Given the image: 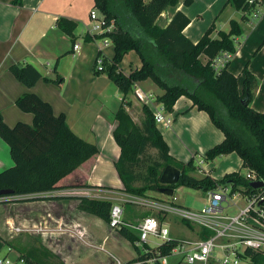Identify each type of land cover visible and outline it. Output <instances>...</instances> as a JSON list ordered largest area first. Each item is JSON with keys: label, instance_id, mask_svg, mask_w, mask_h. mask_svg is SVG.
Segmentation results:
<instances>
[{"label": "trees", "instance_id": "obj_1", "mask_svg": "<svg viewBox=\"0 0 264 264\" xmlns=\"http://www.w3.org/2000/svg\"><path fill=\"white\" fill-rule=\"evenodd\" d=\"M10 1L22 3V0ZM178 2L179 0H93L94 6L104 13L106 22L114 23L112 30L96 36H107L113 43L107 76L121 91L122 99L130 91L133 92L136 81L150 78L162 89L161 93L155 94V101L168 111L172 110L180 95L189 97L197 108L208 113L211 121L224 133L219 142L205 150V158L213 159L219 154L235 151L241 158L242 166L250 167L264 179V110H257L250 104L256 78L247 63L237 74L228 68L230 61L218 71L212 65L213 58L221 50H236L231 36L240 35L243 27L237 19L231 18L229 28L217 29L218 37H213L215 24L212 22L199 39L193 42L183 32L190 21L183 11L178 9L166 23H159L161 13L169 5H176ZM182 2L189 5L193 0ZM226 3L243 12L254 6L248 0H226ZM245 17V13H242L241 19ZM56 24L74 38L73 30L77 24L75 20L59 16ZM84 39L93 38L86 32ZM129 50L136 51L141 64L126 73L119 67V62ZM102 56L103 63L105 56ZM9 70L27 86L33 85L41 77L52 82L63 79L55 66L53 77L42 75L30 62H13L9 65ZM15 103L20 109L33 113V122L29 124L17 121L10 126L0 112V136L7 142L14 161L12 165L0 170V189L10 188L12 193L0 196L60 187L62 177L98 152L94 142L84 139L69 127L64 112L54 113L51 103L37 93L25 91L16 97ZM141 111L140 122L133 121L121 100L113 114L116 121L113 137L120 147L114 165L125 192L142 196L147 190H158L163 185L175 188L180 184L204 191L220 182H228L231 190L251 188L250 181L239 169L226 172L219 178L211 176L209 172L201 176L191 174L197 167L194 158L182 161L173 156L156 125L152 108L142 102ZM150 147L156 149L157 158L148 154L147 149ZM143 158L151 159L143 166ZM166 164L180 169L177 182L166 184L160 181V173ZM82 185L90 186L89 183ZM78 199L80 209L108 221L112 205L110 199L87 195H81ZM123 220L127 221L124 217ZM117 230L132 243L137 252L129 262L143 258L145 253L152 250L167 254L179 239L170 236L151 247L152 250L142 252L145 247L150 246L147 243L142 247L135 244L139 237L137 230L126 224H121ZM201 233L206 235L208 232L202 230ZM5 243L12 245L8 240ZM17 251L28 264H66L40 242L24 248L17 247ZM261 254L263 253L249 248L245 250V255L250 258L249 264H258ZM51 257L56 261L50 260ZM208 264L215 263L209 260Z\"/></svg>", "mask_w": 264, "mask_h": 264}, {"label": "crops", "instance_id": "obj_2", "mask_svg": "<svg viewBox=\"0 0 264 264\" xmlns=\"http://www.w3.org/2000/svg\"><path fill=\"white\" fill-rule=\"evenodd\" d=\"M226 4L228 3L224 1V5ZM92 7L93 0H22L21 4L0 0V112L4 121L10 126L17 121L29 124L33 122V113L20 109L15 103L18 95L32 91L49 101L54 113L64 112L69 127L98 147L96 154L60 179V187L0 196V250L6 245L12 257L18 254L17 247H28L35 242L45 245L66 264H116L117 259L129 262L137 255L132 243L117 227H111L104 218L78 207V197L81 195L110 199L112 202H119L118 199L124 195L135 196L122 189L123 185L114 165L120 152L113 137L116 125L113 114L116 108L107 107V95L102 89L109 87V84L115 86L113 95L123 101L126 110L129 105L125 101L128 99H122L121 91L107 75L101 77L104 80L99 88L95 89L94 86L101 75L91 69L93 70L102 47L96 42L98 38L84 39L90 25L89 11ZM188 8L189 5L179 0L176 5H169L161 14L165 16L166 23L176 10L183 11L190 19L183 32L196 42L215 20L209 24L203 23L201 15L191 14ZM242 13L246 15L244 19H241ZM59 16L71 18L77 24L80 22L86 26L81 39L75 31L77 24L73 30L74 38L58 27L56 19ZM235 19L244 30V22L251 24L249 35L253 34L254 40L249 42V50L244 52L247 43L244 45V39L241 41L239 35H235L237 53L230 60L228 68L237 74L247 63L256 78L250 104L257 110H264V11L252 18V8L246 12L240 10V17ZM254 19L258 20L253 24ZM228 28L229 21L225 30ZM212 36L218 37L216 28ZM74 42L79 43L76 49L73 47ZM128 54H132V58L125 68L124 60ZM235 58L242 59V62L232 70L231 64ZM13 62H30L42 75L50 77L55 75V66L63 79L52 82L41 77L33 85L27 86L9 70V65ZM140 64L136 51L129 50L119 62V67L128 73ZM110 81L115 85H111ZM135 86L154 96L155 93L162 92L150 78L136 81L133 87ZM156 103L159 107L162 106L161 103ZM92 105L97 109L92 111ZM102 111L109 113V118ZM163 112L171 117L170 123L156 125L168 144L169 152L177 159L187 161L191 157L195 160L196 156H205V150L224 137L223 131L211 121L208 113L197 108L185 95H180L175 100L172 110L163 108ZM222 155L230 162L220 173L214 174L212 167L206 164L213 177L219 178L226 172L239 169L241 165V158L235 151ZM13 163L9 146L0 136V170ZM82 183H89L90 186ZM175 189L176 187L173 188V193ZM170 200L175 202L173 198ZM123 217L127 220L123 222L131 223L128 226L135 229L132 224L138 223V220ZM170 235L175 236L173 233ZM5 240L12 245L6 244ZM179 260L177 256L171 262L178 264Z\"/></svg>", "mask_w": 264, "mask_h": 264}, {"label": "built area", "instance_id": "obj_3", "mask_svg": "<svg viewBox=\"0 0 264 264\" xmlns=\"http://www.w3.org/2000/svg\"><path fill=\"white\" fill-rule=\"evenodd\" d=\"M249 3H254L252 7V18L258 17L264 10V0H248ZM90 25L86 32L93 39L100 33L113 29L114 23L106 22L105 15L97 7H92L89 11ZM235 43V36H231ZM104 44H108L110 38L107 36L101 37ZM112 41V40H111ZM79 43L74 42L73 47L78 48ZM237 53L235 51L221 50L212 60V65L215 70H219L226 62L230 61ZM102 52L96 58L97 69H102ZM133 95L147 103L153 110L156 123L168 125L171 117L164 114L163 106L158 105L154 100L155 96L149 92L146 93L141 87L133 88ZM203 157L196 159V164H200L205 173L210 172V168L202 165ZM244 167V171L240 173L249 181L261 179L263 184L258 187H252L248 190L235 188L231 190L228 182L217 183L216 186L207 188L203 191L204 202L200 208H191L181 204H177L172 200L164 202H148L142 201L143 204H151L158 209L167 213H173L180 219L188 222L191 225H197L200 229L207 230L209 234L201 235L197 239L179 238L174 244L170 252L160 254L158 251H153L148 243L149 236L153 235L160 238L161 241L168 239L170 235L169 227L163 223L159 217L149 214L143 216L140 221L132 226L137 229L139 237L135 244L142 247L147 243L142 252L152 250L150 253H145L143 258L136 259L135 262H122L116 260V264H168V259L171 255H177L179 259L185 258L190 262L202 261L208 264L209 260H213L215 264H234L244 257L246 249H252L264 253V179L259 176L253 169L248 166ZM239 167V168H240ZM216 178V177H215ZM240 200L243 201L240 204ZM236 207L234 213H228L230 207ZM123 206L121 203L112 202L108 224L111 227H119L125 224L122 218ZM131 225V223H126ZM18 261L25 262L19 254L14 257L5 255L0 256V264H16Z\"/></svg>", "mask_w": 264, "mask_h": 264}, {"label": "rangeland", "instance_id": "obj_4", "mask_svg": "<svg viewBox=\"0 0 264 264\" xmlns=\"http://www.w3.org/2000/svg\"><path fill=\"white\" fill-rule=\"evenodd\" d=\"M224 1L226 0H193V2L189 4L188 11L194 15L200 14L201 15L200 17L203 23L209 24L212 20H215L214 24H215L216 29H219V28L226 29L228 27V21L231 18L240 17V10L235 8L233 5L229 3L224 5ZM257 20L258 19L256 20L254 19L252 23L254 24L255 22H257ZM165 21H166L165 16L161 14L159 17V23L164 24ZM244 24H245L246 31L243 29L244 31L239 35V39L241 41L244 39V45L245 43H247V45L244 46V52H245L247 49L249 50V46H250L249 42L254 40V35L253 34L249 35L251 24L248 22H244ZM85 29H86V26L83 25L82 23L79 22L77 24L75 31L79 39H81V36L83 35ZM246 34H248L249 36L248 35L246 36ZM96 42L100 45V47H102V52L104 53L105 57L102 63L103 70H97L96 62H94V65L92 67L93 70L91 69L92 72H95L101 75L100 77L97 78V83L94 85L95 89L99 88V86L103 84L104 79H102L101 77H106L107 75V68H108L109 60L112 56V51H113V44L111 40H109L107 45L103 43V39L101 38L96 39ZM201 57L202 59H204L203 55H201ZM130 58H132V54H128L125 57V60H124L125 68L128 67V63H129L128 60ZM243 61L245 62V60ZM241 62H242V59L240 58H235L234 61L232 60L231 69L234 70L238 68ZM110 83L111 85H115L111 81ZM114 87L115 86L112 87L109 84V87L108 86L104 87L102 91L106 93L107 95L106 96L107 100L105 102L107 107L109 108V106H111L112 108L117 109L121 103V100H119L116 96L113 95ZM121 96H122V93H121ZM126 97L128 99L127 104L129 105L127 111L129 112L130 117L132 118L133 121L140 122L139 120L142 115V111H141L142 101L137 99L133 95L132 91L126 94ZM156 106L158 107V105ZM94 108L95 106L92 105L91 106L92 111L94 110ZM96 109L97 108H95V110ZM102 113L105 116L107 115L109 118V113L108 114L104 113V111H102ZM92 116L91 118H93ZM156 124H160V123H156ZM147 152L149 155H151L152 158H157V151L155 148L150 147L147 149ZM201 157L204 158L202 161V165L209 164V166L212 167V172L214 174L220 173L223 170V168L226 166V164L230 162L222 154L217 155L216 157H214V159H206L205 156L203 155H201ZM197 158L198 157L196 156V159ZM150 159L151 158H143V160L141 161V165L144 166L146 163H148V161H150ZM196 159H195V164L197 163ZM196 166H197L196 169L192 170L191 174L195 176H201L205 174L204 168L200 164H196ZM239 169L241 171H244L245 168L240 167ZM170 198H173V200L177 204H182V205H185L191 208H200L202 203L204 202V193H203V190L200 188H194V187L180 184L176 186L174 193L171 195H167L165 193L159 192L157 189L147 190L145 195H142V196L124 195L123 198L118 199V201L123 206L122 217L126 216V218L131 219L133 221H137V220L139 221L143 216H145V214L146 215L152 214V215L159 217V219L169 227L170 234L173 233L177 237L179 236L180 238H186V239H197L198 237H200L202 235L201 231L204 229H200L197 225H188L182 219H180L177 215H174L173 213L164 214V212L158 209L156 206H152L151 204H149L150 202L155 203V202L168 201V199ZM128 199L130 200L133 199L137 201L132 202V200L130 201ZM127 201H130V203H128ZM142 201H148L149 203L143 204ZM242 203L243 201L240 200V204ZM235 211H236V207L234 206L228 209V213H234ZM204 231H207V230H204ZM207 234H209V232ZM148 242L151 246H155L157 243L161 242V240L160 238L151 235L149 236ZM9 254H10L9 250L7 249L6 245L2 246V249L0 250V256H5V255L10 256ZM261 256L262 257L259 258L258 264H264V253L261 254ZM176 257L177 256H171V258L169 259V263L175 264V263H172L171 261L172 259ZM49 259L52 261H56L52 257ZM249 262H250V258L244 257L243 259L239 260L237 263H234V264H249ZM16 264H28V263L18 261ZM178 264H204V263L202 261L190 262L186 260L185 258H181Z\"/></svg>", "mask_w": 264, "mask_h": 264}, {"label": "water", "instance_id": "obj_5", "mask_svg": "<svg viewBox=\"0 0 264 264\" xmlns=\"http://www.w3.org/2000/svg\"><path fill=\"white\" fill-rule=\"evenodd\" d=\"M180 176V169L176 168L175 166L171 164H166L159 176V179L163 183H174L177 182ZM252 187H258L263 184V181L261 179L250 181L249 183ZM159 192L165 193L167 195H171L173 193V187L168 185H163L158 188ZM12 193V189L10 188H1L0 194H9Z\"/></svg>", "mask_w": 264, "mask_h": 264}]
</instances>
